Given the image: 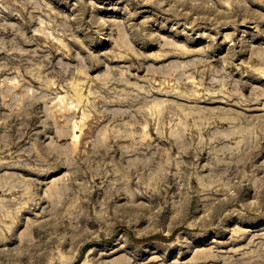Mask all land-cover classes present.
Returning <instances> with one entry per match:
<instances>
[{
    "label": "rangeland",
    "instance_id": "374dc122",
    "mask_svg": "<svg viewBox=\"0 0 264 264\" xmlns=\"http://www.w3.org/2000/svg\"><path fill=\"white\" fill-rule=\"evenodd\" d=\"M0 264H264V0H0Z\"/></svg>",
    "mask_w": 264,
    "mask_h": 264
}]
</instances>
